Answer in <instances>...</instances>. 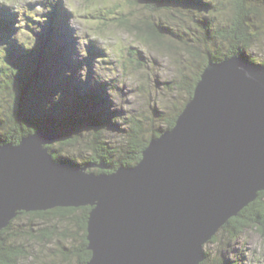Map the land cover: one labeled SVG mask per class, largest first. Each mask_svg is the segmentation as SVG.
Masks as SVG:
<instances>
[{
  "label": "water",
  "instance_id": "obj_1",
  "mask_svg": "<svg viewBox=\"0 0 264 264\" xmlns=\"http://www.w3.org/2000/svg\"><path fill=\"white\" fill-rule=\"evenodd\" d=\"M51 46L57 57L61 42ZM60 138L0 144V231L21 212L91 206L86 264H201L205 244L264 191V66L210 61L175 125L132 166L58 162L48 146Z\"/></svg>",
  "mask_w": 264,
  "mask_h": 264
},
{
  "label": "trees",
  "instance_id": "obj_2",
  "mask_svg": "<svg viewBox=\"0 0 264 264\" xmlns=\"http://www.w3.org/2000/svg\"><path fill=\"white\" fill-rule=\"evenodd\" d=\"M168 1L172 3L169 10L180 12V7L185 10L183 15L189 18L186 24L180 26L181 31L162 27L156 21H152L150 17L144 18V21H140L141 23L138 21L137 24H131L128 17L120 20V23L126 25L129 32L135 33L145 44L167 46L166 49L171 53L174 51L178 53L177 51L183 48L192 61L190 68V66H185L182 60L176 59L179 65L173 84L175 88L186 92L187 100L181 105H176L175 111L167 117L164 116V113H159L158 116H161L162 120L165 117L167 120L163 130L154 129L148 135L141 137L144 128L138 120L130 118L129 121L133 123L134 120V123L129 124L126 129L127 140L117 147L121 148L122 154L120 153L116 158L117 150L108 145L104 136L113 119L109 118L105 112L94 114L91 109L82 104L84 98H91L96 102L105 101V96L102 93L94 91L91 93V97H88L80 93L81 86H75L74 90L76 91H70L72 75H67L59 68L54 69L59 79L56 87L47 76L35 73L34 69L25 70V63H30L33 66L38 62L33 59L32 55L42 48H44L45 54L47 51L49 52L48 56H44L43 65L46 66L48 62H51L56 67L57 57L46 39L47 41H39V45L35 49H30L21 42H18L19 45L17 43L15 46L9 45L11 47L5 57L4 66L10 68L11 76L4 73L0 77V144H18L22 137L36 131L56 133L61 136L57 141L60 148L54 149L53 145L48 146L54 160L76 167L90 166L91 169L95 168L94 172H113L120 166H132L139 162L150 139L160 136L163 131L175 125L178 116L192 98L201 73L210 61L219 62L233 55H239L264 66V52L258 47L264 42V0H164L165 7H167ZM10 3L12 12L8 8L4 9L3 5L0 6V13L3 10L4 13L1 15L5 19L3 22L0 20V38L3 40H9L10 33L14 31L13 35L19 30L32 37V32L38 30L35 25L39 22L40 17H44L43 21H45L47 18H51L49 14L56 8L60 12L64 10L63 6L52 5L51 2L48 6L51 10L48 9L37 16L29 9H23L15 0H10ZM61 3L63 4V2ZM147 6H150L153 13L156 11L159 13V10L164 9L156 0H148ZM208 10L210 13L205 15L208 17L200 18V14H205L204 12ZM173 15L176 16L174 13ZM17 20H20V25H16L15 30L11 31L12 27L8 23ZM150 21L152 23H148ZM198 23L201 24L192 30L190 24ZM166 35L172 38L169 42L164 39ZM99 54V52L95 53L94 49L88 50L89 57L95 58ZM74 65L77 68L81 67L77 62ZM193 68L194 71L188 72V69ZM19 81L22 83L23 88L21 89H18ZM100 86L102 87L101 83ZM23 94H25L24 97ZM9 95L11 99L5 101ZM26 95L28 99H26ZM70 97L78 104L70 102ZM83 115L86 119L93 120V124L88 126L91 128L88 133L90 140L84 146L85 153L88 152L91 156L80 163L70 155L69 157L65 153L63 154V151L68 149L66 147H75L78 144L79 140L75 134L80 123L77 118ZM91 210V206L57 207L47 211L21 212L15 219L20 218L21 215L41 219L52 216L51 221L53 222L71 224L78 231L64 230L60 233L57 230L59 226L56 225L53 230L48 227L38 238L45 239L44 241L49 243L54 237L59 236L62 243L60 253L63 258L65 260L75 258L78 264H86L92 255L91 250L88 249L87 239L88 218ZM13 221L7 228L0 231V264H17V258L31 256L24 245L15 246L12 243H7L8 238L5 234L11 229ZM222 228L232 236H237L244 230H250L264 238V191H261L255 201L242 209L237 216L232 217ZM79 232L80 237L78 236ZM210 241L216 242L217 235ZM65 242H70V244H65ZM207 262L235 264L223 256L213 259L206 251V258L201 264Z\"/></svg>",
  "mask_w": 264,
  "mask_h": 264
},
{
  "label": "rangeland",
  "instance_id": "obj_3",
  "mask_svg": "<svg viewBox=\"0 0 264 264\" xmlns=\"http://www.w3.org/2000/svg\"><path fill=\"white\" fill-rule=\"evenodd\" d=\"M15 1L23 9H29L33 13L36 11L37 15L50 8L47 1L52 2V5L63 6L64 10L60 12L59 17L53 13L52 19L42 21L45 18L40 17L39 22L35 25L38 30L31 34L33 38L27 33H21L20 30L19 33L16 32L12 35L15 26L20 25V20L15 22V26L13 22L8 23L13 32H9V40L0 38V70L2 71H0V77L4 73L11 76L10 68L4 66L5 57L11 47L9 45L15 46V43L21 42L26 47L35 49L39 45V41L48 39L51 45L53 42L60 41L62 46L55 51L58 60L60 59L55 64L56 67L51 62H48L46 66L43 65L44 56H48L49 52L47 51L45 54V50L42 48L32 55L33 59L38 62L33 66L30 63H25V70L34 69L35 73L47 76L55 86L59 79L54 69L59 68L67 75H72L70 91H73L75 86H81L80 93L88 97L94 91L102 93L105 96V101L96 102L91 98H88V101L94 114L105 112L109 118L113 119L104 136L108 145L117 150L116 158L120 153L122 154L121 148L117 147L126 142L128 136L126 129L129 124L132 125L134 120L141 123L144 128L141 137L148 135L154 129L161 131L165 128L166 117L175 111L176 105L186 102V92L175 88L173 81L179 65L176 59L182 60L185 66H190V68L192 66L187 52L178 47L180 48L178 53L175 51L171 53L166 49L167 46L145 44L135 33L129 32L126 25L120 23V20L127 17L131 24H137L138 21H144V18L150 17L152 21H156L162 27L181 31L180 26L189 21V18L183 15L184 9L179 7L182 14L177 10H169L172 3L168 1L167 7H165L164 0H156L164 8L159 10V13L158 11L153 13L150 6H147L148 0ZM0 3L4 9H11L8 0H1ZM1 12L3 13V10ZM204 13L200 14V18L208 17L205 15L210 11ZM69 14L71 16L66 20L56 18L65 15L67 17ZM199 24L201 23L190 24L191 29L195 30ZM164 39L169 42L172 38L166 35ZM262 45H258V47L264 52V42ZM89 49H94L95 53L99 52L100 54L95 58L89 57ZM62 61L67 64H62ZM76 62L80 63V68L74 65ZM192 71L194 68L188 69V72ZM168 83L170 84L167 86ZM18 85V89L23 88L20 81ZM72 97L69 98L70 102L78 104ZM9 99H11L10 95L5 98V101ZM26 99H28L27 95ZM45 99L47 98L45 97ZM156 108L159 109L157 114H155ZM159 113L166 115L164 120L158 116ZM130 118L134 119L133 123L129 121ZM77 121L80 125L76 129L75 137L79 142L75 147H66L68 149L64 150L63 154L70 155L77 162L82 163L91 156L90 153H85L84 146L90 140L88 133L91 128L88 126L93 124V120H88L83 115L77 118ZM52 145L54 149L60 148L57 142ZM96 168L98 167L96 166ZM94 170L95 168H88V171ZM51 217L41 219L21 215L20 218L13 221L11 229L5 234L8 238L7 243H12L15 246L24 245V248L31 254L28 257L17 258V264H78L75 258L71 260L63 258L60 253L62 243L59 236L54 237L49 243L44 241L45 239L38 238L48 227L53 230L56 225L59 226L57 230L60 233L64 230L78 231L69 223L51 221ZM216 235V242L209 241L205 244V250L210 253V257L213 259L223 256L235 264H264V238L257 232L244 230L237 236H232L224 228H221ZM78 236L80 237V232ZM65 244H70V242H65ZM206 264H211V262Z\"/></svg>",
  "mask_w": 264,
  "mask_h": 264
},
{
  "label": "bare ground",
  "instance_id": "obj_4",
  "mask_svg": "<svg viewBox=\"0 0 264 264\" xmlns=\"http://www.w3.org/2000/svg\"><path fill=\"white\" fill-rule=\"evenodd\" d=\"M104 17V16H103ZM105 23V22H104ZM45 41H47V40H45Z\"/></svg>",
  "mask_w": 264,
  "mask_h": 264
}]
</instances>
